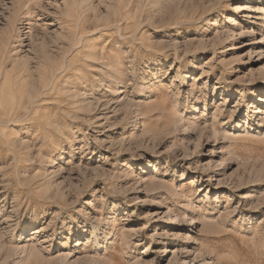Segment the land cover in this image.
Here are the masks:
<instances>
[{
	"label": "rangeland",
	"instance_id": "1",
	"mask_svg": "<svg viewBox=\"0 0 264 264\" xmlns=\"http://www.w3.org/2000/svg\"><path fill=\"white\" fill-rule=\"evenodd\" d=\"M0 264H264V0H0Z\"/></svg>",
	"mask_w": 264,
	"mask_h": 264
},
{
	"label": "bare ground",
	"instance_id": "2",
	"mask_svg": "<svg viewBox=\"0 0 264 264\" xmlns=\"http://www.w3.org/2000/svg\"><path fill=\"white\" fill-rule=\"evenodd\" d=\"M46 74V73H45ZM47 75V74H46ZM45 77V76H44ZM197 109V108H196ZM196 109H194V110H196ZM197 112V111H196Z\"/></svg>",
	"mask_w": 264,
	"mask_h": 264
}]
</instances>
